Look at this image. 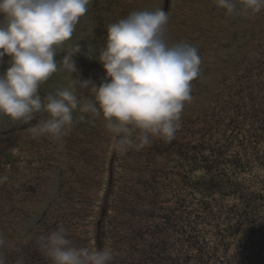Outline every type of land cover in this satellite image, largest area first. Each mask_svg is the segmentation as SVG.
Instances as JSON below:
<instances>
[{
  "label": "rangeland",
  "instance_id": "1",
  "mask_svg": "<svg viewBox=\"0 0 264 264\" xmlns=\"http://www.w3.org/2000/svg\"><path fill=\"white\" fill-rule=\"evenodd\" d=\"M156 9H163L169 16L167 41L195 46L202 60L200 76L192 82L193 99L182 112L181 127L188 130L177 139L191 140L193 129L201 125H188L199 116L227 110L218 97L234 92L237 85L253 97H264V10L236 16L226 15L214 0H91L87 14L61 51L79 43L83 54L75 57L77 74L99 86L105 71L98 60L106 46L108 25L132 12ZM92 17L102 25L95 35L93 29L98 24L91 22ZM7 59L0 63V73L6 70ZM65 76L63 72L54 74L41 86L39 95L67 86ZM78 95L92 98L89 87L78 89ZM245 105L251 107L249 99ZM75 115L71 131L61 139L33 137L28 131L46 119V114H37L29 122L0 116V135L11 133L6 137L8 144L0 143V151L17 159L16 167L0 172V178L6 177L0 183V238L4 240L0 256L6 264L15 263L19 256L26 264H49L36 246V237L61 226L76 246H111L112 264H129V258L142 260L141 252L129 257L126 244L130 241L126 236L144 223L157 226L160 221L143 222L132 215L172 206L171 176L167 181L159 173L165 169L167 159L157 149L170 140L154 139L148 146L132 145L128 151L118 152L100 118L86 116L80 121L79 113ZM253 171V178L264 180V166L255 164ZM259 190L264 194V185ZM261 223L263 238L252 240L247 253L241 249L242 238L236 239L233 247H237L240 260L245 254L251 255L249 251L255 253L249 264H264V219ZM167 235L164 239L169 240Z\"/></svg>",
  "mask_w": 264,
  "mask_h": 264
},
{
  "label": "clouds",
  "instance_id": "2",
  "mask_svg": "<svg viewBox=\"0 0 264 264\" xmlns=\"http://www.w3.org/2000/svg\"><path fill=\"white\" fill-rule=\"evenodd\" d=\"M91 0H0V116L29 122L46 119L28 129L33 137L61 139L78 119L100 118L112 135L114 149L126 152L154 139L172 140L181 127L182 112L193 99L192 82L200 76L201 57L195 46L170 44L165 35L169 16L163 9L135 11L107 27L106 46L98 62L105 76L97 86L77 74L79 43L68 45ZM226 15H255L264 0H214ZM61 59H57L60 54ZM57 72L67 86L43 98L39 90ZM75 76V78H74ZM90 88L92 98L78 89ZM6 179L0 178V183ZM36 246L49 264H112L114 251L79 247L64 227L36 237ZM4 240L0 238V246ZM0 264H6L0 256ZM15 264H26L19 256Z\"/></svg>",
  "mask_w": 264,
  "mask_h": 264
},
{
  "label": "trees",
  "instance_id": "3",
  "mask_svg": "<svg viewBox=\"0 0 264 264\" xmlns=\"http://www.w3.org/2000/svg\"><path fill=\"white\" fill-rule=\"evenodd\" d=\"M235 88L218 97L227 110L188 125H201L190 141L177 139L188 130L180 127L174 139L157 148L167 159L159 173L167 181L171 176L172 206L132 215L143 222L158 219L160 225L144 223L126 236L129 257L141 252L142 259L128 257L129 264H249L255 255L249 251L240 260L233 247L242 238L247 253L252 240L263 238L264 194L259 189L264 180L253 178V169L264 166V97H253L242 85ZM248 99L251 107L246 108ZM9 135H0V143L8 144ZM14 157L0 151V172L17 166Z\"/></svg>",
  "mask_w": 264,
  "mask_h": 264
}]
</instances>
